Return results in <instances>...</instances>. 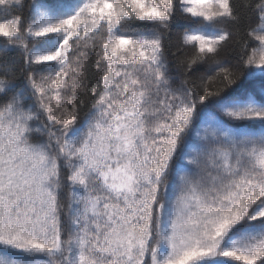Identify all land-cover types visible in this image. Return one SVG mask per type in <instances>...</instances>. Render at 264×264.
<instances>
[{
	"label": "snow or ice",
	"instance_id": "snow-or-ice-1",
	"mask_svg": "<svg viewBox=\"0 0 264 264\" xmlns=\"http://www.w3.org/2000/svg\"><path fill=\"white\" fill-rule=\"evenodd\" d=\"M0 264H264V0H0Z\"/></svg>",
	"mask_w": 264,
	"mask_h": 264
},
{
	"label": "trees",
	"instance_id": "trees-1",
	"mask_svg": "<svg viewBox=\"0 0 264 264\" xmlns=\"http://www.w3.org/2000/svg\"><path fill=\"white\" fill-rule=\"evenodd\" d=\"M27 2H28V0H25V3H27ZM26 12H27V8H25V13H26ZM165 43H166V45H170V46H171V50H172L173 52H175V51L177 50V48L181 46V44H182V40H181V38H180V35H179L177 32L174 31V32L171 34V38H170V39H167V38H166ZM229 52H230V49H229ZM93 59H94V56H93ZM93 70H94V69H93ZM86 75H91V73H86ZM178 83H179V81L177 80V85H178ZM174 86H176V85H174ZM90 106H91V105L89 104L86 108H84V109L81 111V113H80L81 118H83L84 113L87 112V111L89 110ZM65 197H67V192H65Z\"/></svg>",
	"mask_w": 264,
	"mask_h": 264
}]
</instances>
